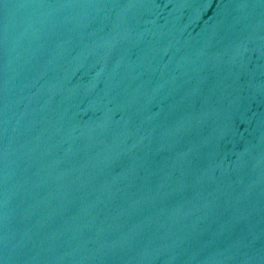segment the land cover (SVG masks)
<instances>
[{"label": "water", "instance_id": "water-1", "mask_svg": "<svg viewBox=\"0 0 264 264\" xmlns=\"http://www.w3.org/2000/svg\"><path fill=\"white\" fill-rule=\"evenodd\" d=\"M0 264H264V0H0Z\"/></svg>", "mask_w": 264, "mask_h": 264}]
</instances>
